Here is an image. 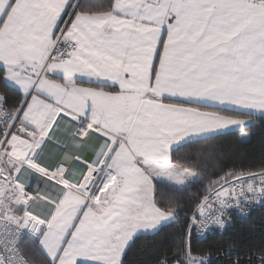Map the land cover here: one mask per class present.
Instances as JSON below:
<instances>
[{
	"label": "snow or ice",
	"instance_id": "obj_1",
	"mask_svg": "<svg viewBox=\"0 0 264 264\" xmlns=\"http://www.w3.org/2000/svg\"><path fill=\"white\" fill-rule=\"evenodd\" d=\"M174 77L200 92L169 90ZM256 120H264V0H0V156L23 154L13 166L0 162L11 198L0 209V264H127L139 238L169 229L151 264H218L194 241L264 207V162L211 174L198 165L216 151L209 137L233 128L248 137ZM88 136L101 141L99 159L73 157L69 144ZM57 154L79 162V182L67 181L66 164L40 159ZM29 167L62 190L46 197L50 215L12 196ZM73 193L79 206L64 227ZM36 194L25 186V200ZM224 243L228 264H264V236Z\"/></svg>",
	"mask_w": 264,
	"mask_h": 264
},
{
	"label": "trees",
	"instance_id": "obj_2",
	"mask_svg": "<svg viewBox=\"0 0 264 264\" xmlns=\"http://www.w3.org/2000/svg\"><path fill=\"white\" fill-rule=\"evenodd\" d=\"M218 111L232 117L242 118L245 116L236 112ZM248 127L251 132L248 137L240 136L238 131H231L228 135L219 138L209 137L206 144L215 145L216 151L213 155L202 159L198 167L203 169L206 174H211L222 164L238 166L264 162V120L252 121V124ZM174 155L180 160L188 159L184 149H177ZM198 187H193L191 191L197 192ZM172 231V229H169L167 233H161L158 236L149 235L139 238L128 253L127 264H151L150 255L155 248L165 241L166 236H169ZM262 236H264V207L260 206L247 217H233L231 226L226 233L220 231L212 232L207 238L197 239L194 243L198 247L213 251L214 258L218 261V264H228L227 259L230 257L225 256L227 247L224 243L225 241L258 243L259 238ZM216 249H220V251L216 252ZM239 251H244V247H240ZM233 255L235 256L236 253L234 252Z\"/></svg>",
	"mask_w": 264,
	"mask_h": 264
},
{
	"label": "crops",
	"instance_id": "obj_3",
	"mask_svg": "<svg viewBox=\"0 0 264 264\" xmlns=\"http://www.w3.org/2000/svg\"><path fill=\"white\" fill-rule=\"evenodd\" d=\"M50 2H51V0H50ZM242 2H246V0H242ZM250 28L253 30L259 28V21L256 17H253V23L250 25ZM252 34L256 35L257 33L255 31H253ZM146 79H147V77L145 76V81H146ZM168 89L172 90L174 92H182V93L188 94V95H194V94H197L198 92H200V89L196 85L191 84V83L187 82L186 80H183L179 77L170 78L168 80ZM205 106H208V105H205ZM209 107H213L216 110H224V111H229V112H236V113L243 114V115H249L247 113H243V112H239V111H233L230 108L225 109V108L215 106V105H212ZM252 115H254V114H252ZM251 124H252V122H249L248 126ZM62 126H63V123H62ZM231 131H238V130L233 128L232 130H230V132ZM88 139H92L90 146L88 147L87 150L82 152V154H84V155H81V152L79 155L83 156L86 159H91V158L99 159V153L97 150L100 147L101 141L96 137L88 136L84 140L83 143L89 141ZM16 143H19V141H16ZM72 156L75 157L76 155L74 154ZM22 159H23V154L19 150H17L15 153L12 154L11 157L5 159L2 163L4 164L5 167H10V166H13L15 164H18L20 162V160H22ZM40 159H42V161L48 165H55L56 163L66 164V166H67V179L71 178V176L73 175L75 177L74 180L76 181V178L80 179L83 176L82 173H84V171L82 169V166L75 159H72L71 161H62L61 155L58 156V154L54 158H52L50 156H45V157L42 156V157H40ZM74 173H78V174H74ZM13 178L15 179L14 175H9V179H13ZM20 180L23 183L16 184L18 193L13 195V197H15L17 199V201L23 200V202L27 205L24 198L19 194V192L21 190H23V188H25V186L30 187L37 194H36V199L33 202V204L31 206H29V205H27V206H29L31 208V211L33 213L37 214V217L50 215V210H49L48 205L46 203V197H53V198L58 199L62 190L58 189V188L53 189L51 186L48 185V181L43 179V177L41 175H37L35 172H33L31 170V167L24 169L23 174L20 176ZM71 183H76V182L72 181ZM65 187H68L67 183L65 184ZM1 195L3 198L2 207L4 208L11 202V198L7 195V192H5V191L2 192ZM77 206H79V199L74 193L72 196H70L68 199H66L63 202L64 212H65V220H66L64 227H67V223L71 221V217L74 214ZM16 210L20 211L19 206H17ZM25 215L27 216L28 213L25 212ZM29 218L30 219H36V217H31V216H29ZM24 243H25V246H27L29 242L25 241Z\"/></svg>",
	"mask_w": 264,
	"mask_h": 264
},
{
	"label": "built area",
	"instance_id": "obj_4",
	"mask_svg": "<svg viewBox=\"0 0 264 264\" xmlns=\"http://www.w3.org/2000/svg\"><path fill=\"white\" fill-rule=\"evenodd\" d=\"M84 142V141H83ZM82 142V143H83ZM6 158H4L3 156H0V162H3L4 160H5ZM83 175H84V173H82ZM73 176V175H72ZM71 176V178H69V179H67L69 182H79V180L81 179H77L76 178V181L74 180V176L72 177ZM9 180H12V181H14L15 179L13 178V179H9ZM7 188H8V186L6 185V184H4L3 182H0V209H2L3 207H2V204H3V198H2V195H1V193L2 192H7ZM34 192V191H33ZM16 193H18V190H17V185L16 184H14L13 185V188H12V196L13 195H15ZM19 194L24 198V188H23V190H21L20 192H19ZM35 199H36V195L35 196H31V195H29L28 197H27V199L25 200V202L27 203V205H29V206H31L32 204H33V202L35 201ZM258 207H260L259 205H257V206H255V207H253L250 211H249V213L248 214H246V215H241V214H239V213H236V214H234L233 215V217H235V218H244V217H247L251 212H253L255 209H257ZM233 217H232V219H233ZM198 240H202V239H198Z\"/></svg>",
	"mask_w": 264,
	"mask_h": 264
},
{
	"label": "bare ground",
	"instance_id": "obj_5",
	"mask_svg": "<svg viewBox=\"0 0 264 264\" xmlns=\"http://www.w3.org/2000/svg\"><path fill=\"white\" fill-rule=\"evenodd\" d=\"M89 141L85 142V143H82L81 147L79 148H76L74 146H72V144L70 145V147L67 149V151L72 154V155H77L79 154L80 152H83L85 150L88 149V147L90 146L91 142H92V139H88ZM45 157V156H44Z\"/></svg>",
	"mask_w": 264,
	"mask_h": 264
},
{
	"label": "rangeland",
	"instance_id": "obj_6",
	"mask_svg": "<svg viewBox=\"0 0 264 264\" xmlns=\"http://www.w3.org/2000/svg\"><path fill=\"white\" fill-rule=\"evenodd\" d=\"M80 154V153H79ZM72 155V154H71ZM81 155H84V154H82V152H81ZM58 156H60V154H58ZM63 161V160H62ZM71 161V160H70Z\"/></svg>",
	"mask_w": 264,
	"mask_h": 264
},
{
	"label": "water",
	"instance_id": "obj_7",
	"mask_svg": "<svg viewBox=\"0 0 264 264\" xmlns=\"http://www.w3.org/2000/svg\"><path fill=\"white\" fill-rule=\"evenodd\" d=\"M71 144H69L68 148L70 147Z\"/></svg>",
	"mask_w": 264,
	"mask_h": 264
}]
</instances>
